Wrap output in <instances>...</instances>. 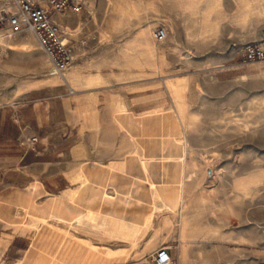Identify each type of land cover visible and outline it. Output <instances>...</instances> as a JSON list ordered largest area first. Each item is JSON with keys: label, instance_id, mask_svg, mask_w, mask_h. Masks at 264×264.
<instances>
[{"label": "rangeland", "instance_id": "obj_1", "mask_svg": "<svg viewBox=\"0 0 264 264\" xmlns=\"http://www.w3.org/2000/svg\"><path fill=\"white\" fill-rule=\"evenodd\" d=\"M87 1L64 26L75 64L57 75L77 88L121 83L138 114L150 107L121 126L118 144L119 162L153 171L136 184L133 203L142 202L139 193L150 203L142 227L154 217L156 237L175 235L162 246L172 264H264V62L244 58L248 45L264 39V0ZM3 18L0 105L47 84L53 73L34 34L11 35ZM159 27L167 30L162 43L154 38ZM76 71L101 75L93 81ZM20 143L31 151L38 142ZM91 192V202L124 196Z\"/></svg>", "mask_w": 264, "mask_h": 264}, {"label": "crops", "instance_id": "obj_2", "mask_svg": "<svg viewBox=\"0 0 264 264\" xmlns=\"http://www.w3.org/2000/svg\"><path fill=\"white\" fill-rule=\"evenodd\" d=\"M55 20L67 25V18ZM52 72L47 84L0 105V264H154L175 235L162 229L156 237L154 217L142 227V208L150 203L144 193L133 203L136 184L153 171L119 162L118 147L121 126L150 107L138 114L137 103L123 99L121 83L77 88ZM76 72L93 81L101 75ZM32 136L39 141L27 151L20 141ZM92 190L124 196L91 202ZM80 191L83 202L74 203ZM76 207L80 213L72 212Z\"/></svg>", "mask_w": 264, "mask_h": 264}, {"label": "built area", "instance_id": "obj_3", "mask_svg": "<svg viewBox=\"0 0 264 264\" xmlns=\"http://www.w3.org/2000/svg\"><path fill=\"white\" fill-rule=\"evenodd\" d=\"M87 6V0H6L0 7V14L6 19V27L11 35L32 32L53 71L64 75L75 64L76 47L72 32L56 22L55 17L80 15ZM154 38L159 43L166 41V28L156 29ZM244 58L248 63L264 62V39L248 45ZM22 141L24 146L33 148L38 139L28 137ZM172 263L168 248H160L154 257V264Z\"/></svg>", "mask_w": 264, "mask_h": 264}, {"label": "bare ground", "instance_id": "obj_4", "mask_svg": "<svg viewBox=\"0 0 264 264\" xmlns=\"http://www.w3.org/2000/svg\"><path fill=\"white\" fill-rule=\"evenodd\" d=\"M164 226H167V222H165Z\"/></svg>", "mask_w": 264, "mask_h": 264}]
</instances>
